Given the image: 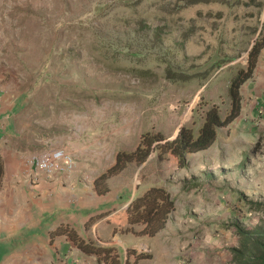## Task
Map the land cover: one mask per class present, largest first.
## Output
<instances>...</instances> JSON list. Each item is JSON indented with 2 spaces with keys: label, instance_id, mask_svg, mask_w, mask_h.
<instances>
[{
  "label": "rangeland",
  "instance_id": "1",
  "mask_svg": "<svg viewBox=\"0 0 264 264\" xmlns=\"http://www.w3.org/2000/svg\"><path fill=\"white\" fill-rule=\"evenodd\" d=\"M263 25L264 0H0V86L18 101L15 138L32 164L49 147L88 160L99 114L110 115L115 134L123 126L174 138L183 125L197 133L213 104L226 115L231 79ZM241 94L240 115L218 128L212 146L188 152L184 166L152 152L123 172L130 191L159 184L177 197L158 235L171 258L157 264H191L187 252L205 233L209 250L220 251L219 235L235 241L225 224L260 218L245 198L264 199V49ZM136 138L113 143L132 150Z\"/></svg>",
  "mask_w": 264,
  "mask_h": 264
},
{
  "label": "crops",
  "instance_id": "2",
  "mask_svg": "<svg viewBox=\"0 0 264 264\" xmlns=\"http://www.w3.org/2000/svg\"><path fill=\"white\" fill-rule=\"evenodd\" d=\"M17 105L16 96L2 92L0 86V264H104L95 254L78 248L70 236L57 232L63 226L73 227L87 241L116 246L124 253L125 261L129 247L138 252L150 247L153 264L162 256L171 258L161 251L158 235L172 219L155 236L137 235L135 239L131 232L115 231L117 219L122 220L129 203L148 187L130 191L131 180L123 177L129 165L109 178L108 193L99 194L94 187V179L113 164L117 150H127L113 142L125 143L133 132L140 140L142 130L120 126L115 134L110 115L99 114L94 125L93 156L83 162L75 161L71 173L49 177L29 162L28 147L15 138L19 131ZM203 237L187 252L190 263L230 264L229 248L237 245L238 237L234 235L235 241L227 243L225 234L219 235L214 243L227 246L220 251H210L209 235L205 233ZM134 262L140 264L142 260Z\"/></svg>",
  "mask_w": 264,
  "mask_h": 264
},
{
  "label": "trees",
  "instance_id": "3",
  "mask_svg": "<svg viewBox=\"0 0 264 264\" xmlns=\"http://www.w3.org/2000/svg\"><path fill=\"white\" fill-rule=\"evenodd\" d=\"M263 49L264 25L252 43L246 65L240 67L231 79L229 85L231 104L225 116H222L220 108L213 104L206 109L203 123L197 133L189 125H183L174 138L165 136L161 131L142 132L136 148L117 150L113 164L94 179L97 193H108L110 191L108 180L111 176L121 172L131 161L143 163L152 152H157L159 158L172 154L178 158L179 165L184 166L188 152H196L212 146L217 139L218 128L228 125L240 115L241 87L253 76ZM1 173L0 157V176ZM176 201L177 197L173 196L166 186L152 184L129 203L122 220L117 219L118 226L115 227V231L155 236L166 227L176 208ZM245 202L249 211L259 213L260 218L253 226H246L239 220L225 224V228L232 229L238 237L237 245L229 248L232 255L230 264H264V199L245 198ZM57 232L70 236L78 248L87 254H95L99 262L104 264H128L129 262L127 258L123 263L116 246L101 245L94 240L87 241L73 227L63 226ZM128 252L134 254L136 260L153 256L152 253L138 252L134 248H129Z\"/></svg>",
  "mask_w": 264,
  "mask_h": 264
},
{
  "label": "built area",
  "instance_id": "4",
  "mask_svg": "<svg viewBox=\"0 0 264 264\" xmlns=\"http://www.w3.org/2000/svg\"><path fill=\"white\" fill-rule=\"evenodd\" d=\"M31 162L38 172L52 177L59 173H71L75 170V161L63 147H49L33 153Z\"/></svg>",
  "mask_w": 264,
  "mask_h": 264
}]
</instances>
